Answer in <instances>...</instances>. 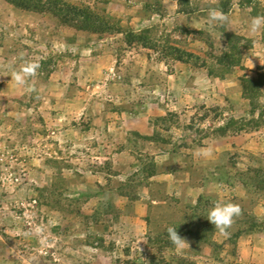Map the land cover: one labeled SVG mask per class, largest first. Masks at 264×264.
I'll list each match as a JSON object with an SVG mask.
<instances>
[{
	"label": "rangeland",
	"instance_id": "rangeland-1",
	"mask_svg": "<svg viewBox=\"0 0 264 264\" xmlns=\"http://www.w3.org/2000/svg\"><path fill=\"white\" fill-rule=\"evenodd\" d=\"M31 1L0 0V264H264V0Z\"/></svg>",
	"mask_w": 264,
	"mask_h": 264
},
{
	"label": "clouds",
	"instance_id": "clouds-1",
	"mask_svg": "<svg viewBox=\"0 0 264 264\" xmlns=\"http://www.w3.org/2000/svg\"><path fill=\"white\" fill-rule=\"evenodd\" d=\"M209 24H214L218 27L231 29L230 19L222 10L218 8H210L208 12ZM264 29V16L253 17L249 23V30L252 33ZM40 65L36 62L25 61L18 70L11 73V80L17 86H22L28 93L36 91L35 87L28 83L29 79L37 74ZM242 214V209L238 204L232 202H213V206L207 212V220L211 223L216 230L223 235H228V229L233 225L235 218ZM168 238L172 245L182 248L187 241L182 238L176 227L167 228Z\"/></svg>",
	"mask_w": 264,
	"mask_h": 264
},
{
	"label": "trees",
	"instance_id": "trees-1",
	"mask_svg": "<svg viewBox=\"0 0 264 264\" xmlns=\"http://www.w3.org/2000/svg\"><path fill=\"white\" fill-rule=\"evenodd\" d=\"M12 3L23 7V8H32L31 6H33V8H39L40 5L37 6L36 3L32 2L31 0H10Z\"/></svg>",
	"mask_w": 264,
	"mask_h": 264
}]
</instances>
